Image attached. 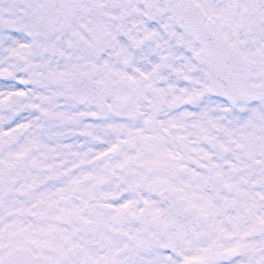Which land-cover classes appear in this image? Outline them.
<instances>
[{"label":"snow or ice","instance_id":"1","mask_svg":"<svg viewBox=\"0 0 264 264\" xmlns=\"http://www.w3.org/2000/svg\"><path fill=\"white\" fill-rule=\"evenodd\" d=\"M0 264H264V0H0Z\"/></svg>","mask_w":264,"mask_h":264}]
</instances>
